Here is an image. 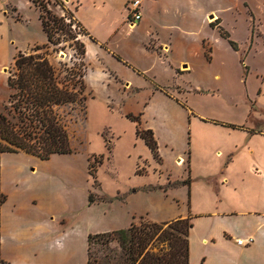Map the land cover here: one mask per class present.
<instances>
[{
	"label": "rangeland",
	"instance_id": "374dc122",
	"mask_svg": "<svg viewBox=\"0 0 264 264\" xmlns=\"http://www.w3.org/2000/svg\"><path fill=\"white\" fill-rule=\"evenodd\" d=\"M38 1L50 15H66L64 3ZM79 4V16L99 44L91 42L85 50L83 80L87 100L84 107L60 109L66 120L70 145L76 152V163L72 164L71 158L57 157L51 160V165L31 172L34 165L25 161L21 164L24 169L19 174L18 186L25 191L43 188L45 193L53 194L56 221L62 218L65 226L64 244L75 247L78 264H83L85 241L80 222L84 219L79 211L85 185L88 184L90 191L107 197L117 191L127 194L121 211L119 206L115 209L109 206L108 211L102 203L90 208L89 233H107L127 228L129 216L137 225L143 217L154 220L169 215L177 211L173 200H184L183 207L187 208V193L176 183L185 173L183 184L187 187L190 184L198 191L194 192V200L211 193L215 188L212 184L192 176L190 183L186 157L180 164L176 163L178 154L184 157L188 142L193 146L207 142L211 153L217 149L225 151L232 144L242 146L247 136L237 130L250 127V148L255 156L264 153V138L252 135L264 131V4L261 0H159L158 10L174 15L175 24L181 23L180 28L188 33L180 41L186 44L183 54L190 68L179 71L176 68L172 72L145 53L141 44L145 32L130 27L118 14L116 22L120 26L110 46H106L115 57L106 53L100 46H104L106 38L102 21L109 15H91L90 0H79ZM71 28L74 36L80 33L75 23ZM78 35L79 41L86 37ZM45 43L38 10L30 0H0V112L7 106L6 79L13 72V58L18 51L43 53L45 50H31ZM73 53L68 43L61 42L49 47L47 59L59 69L61 64L71 63ZM123 60L140 72L147 69V74L137 73ZM154 83L176 87L166 95L155 92ZM127 116L137 117L139 123L153 127L162 137L157 156L147 163L138 160L135 166V155L146 158L147 154L144 148L133 146V127ZM86 157L94 187L90 177L84 175ZM4 160L5 183H9L8 156ZM231 160L232 157H217L215 165L221 163L222 168ZM68 163L74 165L72 172L81 175L79 185L53 174ZM231 169L240 170L238 165ZM4 188L10 194V188L7 185ZM158 189L167 194L162 198L161 209L149 201L156 197ZM178 206L181 207L180 203ZM84 218L87 220L86 215Z\"/></svg>",
	"mask_w": 264,
	"mask_h": 264
},
{
	"label": "crops",
	"instance_id": "0c3cea01",
	"mask_svg": "<svg viewBox=\"0 0 264 264\" xmlns=\"http://www.w3.org/2000/svg\"><path fill=\"white\" fill-rule=\"evenodd\" d=\"M58 1L65 4L66 11L72 14L76 22L88 34L81 40L85 50L86 48L88 49L91 42L99 44V41L93 38L87 31L89 29H86L85 24L79 16L81 11L79 0ZM128 1L90 0L88 9L91 15H109L102 21L107 39L105 38L104 46L100 47H104L105 52L112 56H114V53L106 46H110L111 40L120 26L116 22L117 14L124 23L126 22L127 13L125 5ZM158 2L159 0H141L140 21L137 22V26L134 24L130 27H138L142 32H145L143 43H141L145 47V53L153 56L155 62L161 64L165 70L172 72L176 68L177 71L188 69L190 68V63H188L189 60L183 54L186 44L180 41V38H185L188 33L180 28L181 23L175 24L173 21L174 15H167L158 10ZM207 14L209 13L205 15ZM140 48L142 51V47ZM200 51H202L201 48ZM123 61L125 64H129V62ZM129 68L135 69L134 71L141 73V75L147 74V69L140 72L132 64H129ZM183 73L187 72H180V74ZM125 86H128V83ZM154 86L155 92L165 93L166 95L168 91L172 92L171 89L176 87L175 85L167 88L155 85V83ZM196 89L197 87L193 91H196ZM130 122L133 127V146L135 148H144L147 154L146 158L137 156V154L135 155L136 166L138 160L146 161L147 163L153 157L143 140L136 136L137 128L152 132L156 142V150L160 148V139L162 137L151 126L144 127L141 123L137 124L132 120ZM237 131H241L247 136V139L244 138L242 146L232 144L233 146L225 147V151L217 149L211 153L207 142H202L195 146L189 145L188 142L186 145L187 149L183 154L184 157L181 154H178L176 157L177 164L180 160L184 161L186 157L185 163L188 168V178L190 179V176H192V179L203 180L212 184L215 188L211 190V193L202 194L201 197L194 200V192L198 191L194 190L193 186L190 187V184L188 187L183 184V178L186 177V173L184 172L185 176L180 179L177 178L179 180H176V183H180L177 184L179 185L178 187L187 193V208L184 209L183 207L184 200H173L177 205V211L173 210L174 212L169 215H164V217L154 220L144 217L140 218L151 223H168L178 219H188L191 224L188 234V264H264V153L261 152L255 156L254 150L250 148V127L248 129L243 127L242 130ZM252 135L264 138V131L254 132ZM164 142L167 141L164 140ZM167 144L165 145L167 146ZM70 147L72 149L70 154L52 155L46 161L23 152L3 154L1 156L0 187L6 196V203H4L0 211V254L6 264H78L75 247L71 245L65 246L64 244L67 239L65 237V226L63 225L62 218L56 221V203L53 194L45 193L43 188H29L28 191H25L18 186L20 181L19 174L24 169L21 164H25V161L34 165V168L30 170L31 172L45 168L46 165H51V160L57 157L71 158L74 161L72 164H75L76 152L72 145ZM6 156H8V160L10 161L8 165L10 171L8 173L11 177L7 178L9 183H5V169L7 167L4 165V159ZM225 156L226 158L232 157V160L227 161L228 163L222 168L221 163L215 165L217 157ZM239 160L241 163H239ZM72 164L68 163L63 168L58 167L53 171V174L74 180L76 183L71 182L79 185V177L81 175L79 176L75 171L72 172V168L74 167ZM84 165V175L85 177H90L91 187H94L92 185L93 179L88 173V157H86ZM235 165H238L239 171L231 169ZM135 166L134 172H136ZM5 185L10 188V194L6 192ZM89 194L92 196L91 203L88 202ZM124 195L127 194L117 191L116 194L114 193L110 197H107L106 195L90 191L88 184L87 187L86 185L84 186L82 194L84 199L79 211L84 219L83 222H80L84 230L83 240L85 241L83 264H86L87 260L86 239L90 234L89 230H87L89 228L90 216L88 214L90 208L96 203H102L107 205L108 211L110 210L109 206L111 209L119 206L118 210L121 211V208L123 209L124 207L123 203H126ZM155 196V198L152 197L149 201L154 203L157 209H161L164 203L162 198H166L167 194L165 190L158 189ZM179 203L181 207L178 206ZM85 215L87 216V220L84 218ZM132 221L133 218L130 220L129 216L127 227L132 224ZM133 223L137 222L133 221ZM236 240H241L243 243L250 240V243L238 245L236 244Z\"/></svg>",
	"mask_w": 264,
	"mask_h": 264
},
{
	"label": "trees",
	"instance_id": "16d2710c",
	"mask_svg": "<svg viewBox=\"0 0 264 264\" xmlns=\"http://www.w3.org/2000/svg\"><path fill=\"white\" fill-rule=\"evenodd\" d=\"M30 1L38 10L46 38L45 44L31 51H45L38 54L19 51L13 58V72L6 79L7 106L0 112V158L3 154L23 152L46 161L52 155L72 152L66 120L60 109L84 107L87 100L83 80L85 48L78 34H88L69 12L63 16L50 15L38 0ZM261 1L264 4V0ZM73 23L80 30L76 36L71 28ZM61 42L68 43V48L74 51L73 59L69 65L61 64L56 69L47 59V52L49 47ZM127 118L139 124L137 117ZM136 136L156 157L152 132L137 128ZM5 201L0 187V211ZM88 202H92L90 194ZM140 221L125 229L89 234L86 264H188L191 228L188 219L168 223ZM0 264H6L1 254Z\"/></svg>",
	"mask_w": 264,
	"mask_h": 264
},
{
	"label": "built area",
	"instance_id": "2783aa9c",
	"mask_svg": "<svg viewBox=\"0 0 264 264\" xmlns=\"http://www.w3.org/2000/svg\"><path fill=\"white\" fill-rule=\"evenodd\" d=\"M140 6H141V0H129L126 5V23H128L129 26H133L135 23L140 21L141 14H140ZM66 22H69L68 20ZM250 243V240L245 241L244 243L241 240H236V244L238 245H247Z\"/></svg>",
	"mask_w": 264,
	"mask_h": 264
},
{
	"label": "bare ground",
	"instance_id": "6f19581e",
	"mask_svg": "<svg viewBox=\"0 0 264 264\" xmlns=\"http://www.w3.org/2000/svg\"><path fill=\"white\" fill-rule=\"evenodd\" d=\"M179 159H180V158H179ZM181 162H182V160H180L178 164H180Z\"/></svg>",
	"mask_w": 264,
	"mask_h": 264
}]
</instances>
